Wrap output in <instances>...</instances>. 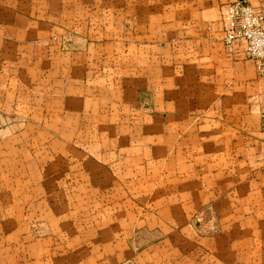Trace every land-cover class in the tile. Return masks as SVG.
Here are the masks:
<instances>
[{
  "label": "crops",
  "instance_id": "obj_1",
  "mask_svg": "<svg viewBox=\"0 0 264 264\" xmlns=\"http://www.w3.org/2000/svg\"><path fill=\"white\" fill-rule=\"evenodd\" d=\"M223 2L0 0V264H264V76Z\"/></svg>",
  "mask_w": 264,
  "mask_h": 264
},
{
  "label": "built area",
  "instance_id": "obj_2",
  "mask_svg": "<svg viewBox=\"0 0 264 264\" xmlns=\"http://www.w3.org/2000/svg\"><path fill=\"white\" fill-rule=\"evenodd\" d=\"M222 6L225 48L233 52L240 46L244 57L264 76V0H224Z\"/></svg>",
  "mask_w": 264,
  "mask_h": 264
}]
</instances>
